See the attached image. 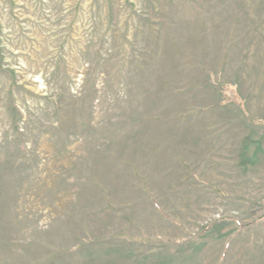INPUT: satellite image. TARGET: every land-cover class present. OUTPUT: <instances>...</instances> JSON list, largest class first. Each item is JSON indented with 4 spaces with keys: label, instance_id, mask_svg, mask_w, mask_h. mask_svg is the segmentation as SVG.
<instances>
[{
    "label": "rangeland",
    "instance_id": "rangeland-1",
    "mask_svg": "<svg viewBox=\"0 0 264 264\" xmlns=\"http://www.w3.org/2000/svg\"><path fill=\"white\" fill-rule=\"evenodd\" d=\"M0 264H264V0H0Z\"/></svg>",
    "mask_w": 264,
    "mask_h": 264
},
{
    "label": "trees",
    "instance_id": "trees-1",
    "mask_svg": "<svg viewBox=\"0 0 264 264\" xmlns=\"http://www.w3.org/2000/svg\"><path fill=\"white\" fill-rule=\"evenodd\" d=\"M238 98H239L238 95H236L235 96L236 101H238ZM239 100H240V98H239ZM255 123H261V122L260 121H255Z\"/></svg>",
    "mask_w": 264,
    "mask_h": 264
}]
</instances>
